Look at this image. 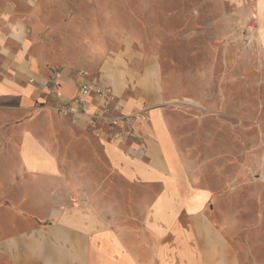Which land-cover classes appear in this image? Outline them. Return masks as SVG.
Returning a JSON list of instances; mask_svg holds the SVG:
<instances>
[{
	"label": "crops",
	"instance_id": "0c3cea01",
	"mask_svg": "<svg viewBox=\"0 0 264 264\" xmlns=\"http://www.w3.org/2000/svg\"><path fill=\"white\" fill-rule=\"evenodd\" d=\"M26 2L0 0V264H241L209 219L210 192L190 186L178 163L158 63L87 77L113 94L97 130L84 116L49 119L61 100L45 87L51 71L30 63L16 7ZM57 82L64 100L76 97V73L62 69ZM119 112L138 117L125 144L104 125ZM126 185L140 193L127 220Z\"/></svg>",
	"mask_w": 264,
	"mask_h": 264
},
{
	"label": "rangeland",
	"instance_id": "374dc122",
	"mask_svg": "<svg viewBox=\"0 0 264 264\" xmlns=\"http://www.w3.org/2000/svg\"><path fill=\"white\" fill-rule=\"evenodd\" d=\"M16 7L34 69L96 79L100 66L158 63L161 107L190 186L210 192L209 219L240 263L264 264V0H27ZM139 195L125 186L126 220Z\"/></svg>",
	"mask_w": 264,
	"mask_h": 264
},
{
	"label": "built area",
	"instance_id": "2783aa9c",
	"mask_svg": "<svg viewBox=\"0 0 264 264\" xmlns=\"http://www.w3.org/2000/svg\"><path fill=\"white\" fill-rule=\"evenodd\" d=\"M60 71L51 72V75L45 83L48 93L61 100L58 106H54L52 110L60 116H71L76 118L84 116L87 118L88 126L92 130H97L102 125L104 117L109 113L108 104L113 100V94L110 88L99 86L93 82H88V75L84 72H77V95L71 100H64L62 94L58 90V80ZM94 96L102 104L101 115L89 113L88 98ZM138 121L137 116L125 115L121 112L114 116H110L105 126L111 140L118 144H125L135 135V125Z\"/></svg>",
	"mask_w": 264,
	"mask_h": 264
}]
</instances>
